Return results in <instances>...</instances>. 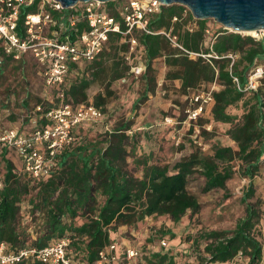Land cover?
Listing matches in <instances>:
<instances>
[{"label":"trees","instance_id":"16d2710c","mask_svg":"<svg viewBox=\"0 0 264 264\" xmlns=\"http://www.w3.org/2000/svg\"><path fill=\"white\" fill-rule=\"evenodd\" d=\"M113 2L103 4L113 10ZM185 9L179 4L162 5L160 12L150 18L149 27L154 30L172 27L187 50L218 58L201 55L191 58L173 48L161 34L134 32L138 46L130 57L142 56L145 63L140 76L144 94L134 102V107L143 103L148 91L154 92L152 61L163 56L165 79H179L181 93L187 94L203 83L218 86L212 91L211 119L226 125L224 134L233 144L214 142L209 154L195 147L172 164H161L153 161L152 153L141 152L139 146L140 136L154 134V128L136 130L133 120L122 116L93 138L78 141L74 129V142L56 156V168L47 177H29L17 155L2 149L0 241L12 249L42 248L53 239L67 235L72 239L70 247L87 264H93L103 246L113 239L122 241L120 225L135 228L150 216H167L176 223L188 213H198L201 205L187 190L190 177L201 176L204 180L201 190L208 192L225 189L227 180L238 173L249 180L242 196L244 215L231 231L201 232L192 240L195 246H199V240L205 243L198 264H229L237 256L243 257L244 264H260L264 260V246L255 235L262 214L261 201H248L255 194L253 178L264 165V84L256 90L240 91L232 79L236 76L243 85L255 60L264 63V38L255 40L250 35L222 28L206 44L207 20L193 18L190 11L184 15ZM70 11L65 9L64 13ZM174 16L177 20L172 22ZM189 21L195 24L191 31L185 28ZM86 29L85 23L79 21L76 27L66 30V35L74 40ZM121 39L119 34L110 33L106 46L93 61L70 66L63 86L65 101L73 105L92 103L103 109L112 82L119 85L126 82L121 79L130 66L125 59L129 44ZM229 53L235 55L231 67L226 57ZM71 72L75 75L69 78ZM95 83L105 92H97L90 102L88 89ZM12 153L17 162L11 158ZM29 223L37 224L34 230H30ZM159 232L174 237L170 230ZM143 260L144 264H176L170 250L145 254Z\"/></svg>","mask_w":264,"mask_h":264},{"label":"built area","instance_id":"2783aa9c","mask_svg":"<svg viewBox=\"0 0 264 264\" xmlns=\"http://www.w3.org/2000/svg\"><path fill=\"white\" fill-rule=\"evenodd\" d=\"M114 0V13L101 7L100 2L92 0L78 2L64 8L58 0H0V70L11 61H20L31 56L39 67L45 87L57 90L58 104L45 109L41 104L34 106L38 118L29 117V126H0V151L9 149L20 159L23 171L31 178L50 176L56 168V156L75 140L74 129L84 123L95 122L104 117L100 107L92 103L73 105L65 101L63 86L72 64L82 65L93 61L103 50L110 33H116L129 44V53L136 50L138 41L134 32L161 34L170 45L188 57L196 56L218 58L217 55L200 54L187 50L172 32V27L154 30L149 27L150 18L158 14L162 4L158 0H124L121 6ZM34 7L29 10L28 8ZM186 7V6H185ZM65 9L71 10L68 14ZM189 11L185 9L184 15ZM177 17L172 18V22ZM83 21L86 30L77 34L74 40L68 39L66 30L76 27ZM195 24L189 21L185 28L191 31ZM229 32H235L225 28ZM209 29H206V35ZM250 35L255 40L264 38V29L253 33L236 32ZM211 36L208 37V41ZM230 59L229 67L235 55H226ZM145 70L142 64H131L128 74L138 77ZM238 90H256L264 84V63L255 60L241 85L236 76H232ZM125 78L122 79V82ZM216 84L206 92H193L185 110V118L180 122L192 126L197 137V120L213 104L212 91ZM210 111V108H209ZM44 122L43 124H40ZM174 119L166 116L164 124H171ZM194 143L205 147L199 141ZM1 163V162H0ZM3 174L0 171V187ZM72 239L67 235L53 239L42 248H10L0 241V264H17L22 261H38L42 264H87L70 247ZM143 252L134 245L124 244L118 239L111 240L97 253L93 264H144L143 255L153 252L168 251L165 237L158 238ZM229 264H233L231 261Z\"/></svg>","mask_w":264,"mask_h":264},{"label":"rangeland","instance_id":"374dc122","mask_svg":"<svg viewBox=\"0 0 264 264\" xmlns=\"http://www.w3.org/2000/svg\"><path fill=\"white\" fill-rule=\"evenodd\" d=\"M123 2L124 0L118 1L119 6ZM101 7L109 13H114L103 3ZM206 20L209 33L205 37V43L208 37L223 28L211 18ZM154 71L156 78L154 92L149 93L138 108L134 107V102L142 97L144 91L142 81H127L123 85L112 82L109 86L111 93L107 95L106 104L102 109L105 110L103 119L81 126L76 136L80 137V140L81 138H93L105 127L113 126L117 118L124 116L133 120L136 130L154 128V134L140 136L139 146L141 152L152 153L153 161L161 164H172L195 147H201L204 153L209 154L212 152L211 146L214 142L233 144L224 134L226 125L211 119L210 107L200 117L201 119L197 120V137L192 136V126L180 123L181 119L185 118V110L189 106L192 93L206 92L212 87V83H203L197 89L183 94L174 80L165 79L166 67L164 68L161 62H156ZM74 75V72H71L69 78ZM216 87L218 89L217 85ZM97 92L104 94L105 91L98 83H95L88 89L90 102ZM57 98V90L44 86L39 67L31 56H25L16 62L11 61L0 70V126L21 125L22 123L28 128L30 127L29 117L38 118V114L34 112V106L40 102L44 108L56 106L59 102ZM166 116L172 117L174 122L164 124L163 119ZM193 140L199 141L205 147L194 143ZM180 144L182 147L179 148ZM11 158L17 162L14 153L11 154ZM203 182V178L196 174L189 178L187 184V190L201 205L198 213L191 215L188 213L176 223L167 216H150L139 222L135 228L120 225L119 230L121 231H118L121 237L119 238L125 240L127 244L145 250L152 243H156L158 238L165 237L168 241V250L174 252L176 256V264H198L205 243L199 240V246H195L192 240L197 239L201 232L231 231L234 228L236 221L244 215L245 204L242 196L249 180L236 173L227 180L225 189L215 188L208 192L201 190ZM253 185L255 194L248 201H261L262 214L255 227V235L264 246V165L253 178ZM99 200L100 197H97V201ZM29 224L31 231L37 225L36 223ZM160 229L170 230L174 237L170 238L168 233L160 235ZM150 237H153L154 242ZM232 262L233 264H244L245 260L237 256ZM260 264H264V260Z\"/></svg>","mask_w":264,"mask_h":264},{"label":"water","instance_id":"95a60500","mask_svg":"<svg viewBox=\"0 0 264 264\" xmlns=\"http://www.w3.org/2000/svg\"><path fill=\"white\" fill-rule=\"evenodd\" d=\"M64 8L92 0H58ZM106 3L113 0H95ZM164 6H186L195 19H213L235 32L264 29V0H158Z\"/></svg>","mask_w":264,"mask_h":264},{"label":"crops","instance_id":"0c3cea01","mask_svg":"<svg viewBox=\"0 0 264 264\" xmlns=\"http://www.w3.org/2000/svg\"><path fill=\"white\" fill-rule=\"evenodd\" d=\"M125 40L124 39H121V42H124ZM207 41L208 40H206V43H207ZM211 41V40H210ZM106 43H107V41H106ZM106 43H105V45H104V47L106 46ZM139 51L142 53V48H140L139 47ZM125 59H126V61H127V63L128 64H137V63H139V64H142V65H144L145 66V63H144V61H143V58H142V56H139V55H136L133 59L130 57V53H129V51L126 53V55H125ZM161 62L162 63V66L165 68L166 66H165V63H164V57L163 56H160V57H157V58H155L153 61H152V67H153V69L155 68V64H156V62ZM130 67V66H129ZM142 75V74H141ZM140 75V76H141ZM140 76H138V77H134V76H132V75H130V74H128V72L126 73V75L123 77V78H125V81L127 82V81H129V82H131V81H137V80H140ZM122 78V79H123ZM122 79H121V81H122ZM124 81V82H125ZM176 83H177V86L179 87L180 86V80L179 79H175L174 80ZM206 84H208V83H206ZM202 85V84H201ZM143 90H144V88H143ZM151 94V92L150 91H148L147 92V95L148 94ZM144 94V92H142V95ZM141 104V103H140ZM211 107H212V105L210 106V109H211ZM0 110H1V108H0ZM86 124H88V123H85L84 125H86ZM16 126H18V127H25L24 126V124H22L21 123V125H16ZM83 126V125H82ZM1 127H7V126H1ZM79 128L80 127H78V128H76L75 129V131L77 132L78 130H79ZM78 141H80V137H78V139H77ZM118 230H119V228H118ZM119 231H121V230H119ZM122 243H126L125 242V240H122ZM127 244V243H126ZM173 254H174V252H172ZM174 256H175V254H174ZM175 259H176V256H175Z\"/></svg>","mask_w":264,"mask_h":264},{"label":"bare ground","instance_id":"6f19581e","mask_svg":"<svg viewBox=\"0 0 264 264\" xmlns=\"http://www.w3.org/2000/svg\"><path fill=\"white\" fill-rule=\"evenodd\" d=\"M251 32H253V31H250L249 33H251Z\"/></svg>","mask_w":264,"mask_h":264}]
</instances>
